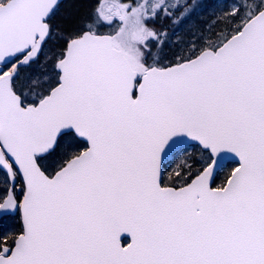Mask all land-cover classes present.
I'll return each instance as SVG.
<instances>
[{
    "label": "snow or ice",
    "instance_id": "6c2138e0",
    "mask_svg": "<svg viewBox=\"0 0 264 264\" xmlns=\"http://www.w3.org/2000/svg\"><path fill=\"white\" fill-rule=\"evenodd\" d=\"M60 2L0 0V216L21 221L0 264H264V0L167 61L189 0H100L77 30ZM182 144L202 156L169 171Z\"/></svg>",
    "mask_w": 264,
    "mask_h": 264
},
{
    "label": "trees",
    "instance_id": "16d2710c",
    "mask_svg": "<svg viewBox=\"0 0 264 264\" xmlns=\"http://www.w3.org/2000/svg\"><path fill=\"white\" fill-rule=\"evenodd\" d=\"M100 0H65L60 4L52 23L55 24L60 30H77L83 29L85 24L91 20L94 10ZM107 3L116 2V0H106ZM131 2V0H128ZM192 4V14L186 21H181L179 24H173L171 20L162 19L160 23L163 27L168 29L169 41L161 52V58L171 60L181 46L189 39H195L200 35L201 31L211 27L214 23V17H218L222 14L226 7H230L232 0H189ZM175 33V35H173ZM179 41V44L177 43ZM58 38H54L47 48L45 54H50L51 51L58 50L59 44ZM43 64V57H41ZM46 67V65H44ZM38 67V66H34ZM202 153L198 148H194L191 157L200 159ZM180 162L177 160L171 166L167 164L165 167L171 171ZM228 170H231L232 165L227 166ZM227 174V173H226ZM224 174V175H226ZM225 176L217 177V184L222 182ZM21 230V221L18 216L6 217L0 220V232L15 233Z\"/></svg>",
    "mask_w": 264,
    "mask_h": 264
},
{
    "label": "water",
    "instance_id": "95a60500",
    "mask_svg": "<svg viewBox=\"0 0 264 264\" xmlns=\"http://www.w3.org/2000/svg\"><path fill=\"white\" fill-rule=\"evenodd\" d=\"M65 0H61L60 4L63 3ZM189 147L188 144H182V145H179L177 148L173 149V151L171 153L168 154V156L165 158V161H164V164L166 165L170 160L171 158L181 149L183 148H187ZM230 163H236L235 160H224L221 162V167L219 169V173L222 171V169L227 165V164H230ZM218 173V174H219ZM12 216H16V215H9L7 217H12ZM3 218H6L4 216H0V220L3 219Z\"/></svg>",
    "mask_w": 264,
    "mask_h": 264
},
{
    "label": "rangeland",
    "instance_id": "374dc122",
    "mask_svg": "<svg viewBox=\"0 0 264 264\" xmlns=\"http://www.w3.org/2000/svg\"><path fill=\"white\" fill-rule=\"evenodd\" d=\"M99 31L104 32V33H108V32H112V31H114V28H113V27H106V26H105V27H101V28L99 29ZM181 157H182V154H179L178 156L173 157V158L170 160V162H169V166H171L173 163H176V161H177V160H180ZM228 171H230V170H228V167H225V168L223 169V171L220 173V177L225 176L224 174H226Z\"/></svg>",
    "mask_w": 264,
    "mask_h": 264
},
{
    "label": "flooded vegetation",
    "instance_id": "af4514ba",
    "mask_svg": "<svg viewBox=\"0 0 264 264\" xmlns=\"http://www.w3.org/2000/svg\"><path fill=\"white\" fill-rule=\"evenodd\" d=\"M187 149H188V155L191 156L194 148L188 147ZM179 154H182V157L184 156V152H182L181 150L179 152H177V154L175 156H178Z\"/></svg>",
    "mask_w": 264,
    "mask_h": 264
}]
</instances>
